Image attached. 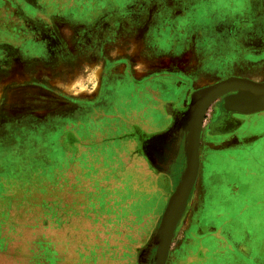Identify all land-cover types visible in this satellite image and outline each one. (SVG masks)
<instances>
[{"label": "rangeland", "instance_id": "1", "mask_svg": "<svg viewBox=\"0 0 264 264\" xmlns=\"http://www.w3.org/2000/svg\"><path fill=\"white\" fill-rule=\"evenodd\" d=\"M261 4L0 0V264H155L182 174L180 160L165 171L176 139H159L179 125L151 132L133 114L166 74L188 68L173 77L187 84L184 107L208 84L203 61L223 71L239 58L221 20L232 16L239 35L261 20ZM214 15L203 42L198 24ZM198 205L187 198L174 228ZM172 249L166 264L182 258Z\"/></svg>", "mask_w": 264, "mask_h": 264}, {"label": "crops", "instance_id": "2", "mask_svg": "<svg viewBox=\"0 0 264 264\" xmlns=\"http://www.w3.org/2000/svg\"><path fill=\"white\" fill-rule=\"evenodd\" d=\"M260 12L261 20L239 35L236 21L233 22L231 17L228 25L222 23L228 27L222 35L228 37V42L232 41L240 47L239 58L223 71L209 70L206 61H203L198 74L204 78L202 83L208 84L194 92L232 77L264 82L262 4ZM207 19L209 22L206 25L213 24L215 27L213 18ZM201 25L203 33L207 32L205 22L198 27ZM203 38V42L210 41V35L204 33ZM220 40L215 37L214 42ZM211 59L215 61L216 58L212 56ZM189 73L185 68L181 73L172 71L166 74L169 75L167 82L157 84L147 94L143 106L133 114L151 132L161 130L170 123H175V127L179 125L178 130L173 126L167 132L168 139L175 138L176 141L171 142L165 161L166 172H175L177 160L181 162V172L186 167L190 101L177 110L180 95L184 93L183 87L187 84L181 80V83L173 82V77ZM238 98L237 91L213 98L200 125L199 163L187 196L199 198V205L196 211L183 212L182 219H186L187 224L184 226L181 222L180 228L175 227L172 231L170 244L175 248L172 250L180 251L182 256L177 264H264V95L249 100ZM181 233L182 240L173 242L175 235ZM195 254L200 255V259H195Z\"/></svg>", "mask_w": 264, "mask_h": 264}, {"label": "water", "instance_id": "3", "mask_svg": "<svg viewBox=\"0 0 264 264\" xmlns=\"http://www.w3.org/2000/svg\"><path fill=\"white\" fill-rule=\"evenodd\" d=\"M230 91L239 92V99H254L264 95V82L257 83L242 78H228L192 94L187 111L188 138L185 149L186 167L183 170L178 186L169 197L166 210L162 216L157 238L155 264H165L171 234L178 214L183 210L189 190L195 180L198 168V138L200 125L210 101Z\"/></svg>", "mask_w": 264, "mask_h": 264}, {"label": "flooded vegetation", "instance_id": "4", "mask_svg": "<svg viewBox=\"0 0 264 264\" xmlns=\"http://www.w3.org/2000/svg\"><path fill=\"white\" fill-rule=\"evenodd\" d=\"M215 1H220V0H215ZM264 6V5H263ZM227 13V12H226ZM229 16H230V14H229ZM232 17V16H231ZM212 19V18H211ZM228 19V20H227ZM227 19H223V20H221V23H223V22H226V21H229L230 20V17H228ZM213 20H214V22H215V27H217V21H219L220 19L216 16V15H214V17H213ZM233 20V19H232ZM206 21H208L209 22V20L208 19H206ZM223 21V22H222ZM205 25H206V23H205ZM220 25V24H219ZM239 28H242V27H239ZM214 32V31H213ZM215 33V32H214ZM216 34V33H215ZM166 40H169L168 39V37L166 38Z\"/></svg>", "mask_w": 264, "mask_h": 264}, {"label": "bare ground", "instance_id": "5", "mask_svg": "<svg viewBox=\"0 0 264 264\" xmlns=\"http://www.w3.org/2000/svg\"><path fill=\"white\" fill-rule=\"evenodd\" d=\"M159 140H161V142L164 143V141L168 140V138H167V137H165V138L163 137V138H161V139H159ZM159 140H158L157 142H159ZM157 142H156V143H157Z\"/></svg>", "mask_w": 264, "mask_h": 264}]
</instances>
